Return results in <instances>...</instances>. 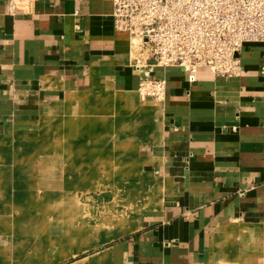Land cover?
Segmentation results:
<instances>
[{"label": "crops", "instance_id": "obj_1", "mask_svg": "<svg viewBox=\"0 0 264 264\" xmlns=\"http://www.w3.org/2000/svg\"><path fill=\"white\" fill-rule=\"evenodd\" d=\"M113 7L0 0V150L50 99L101 89L159 113L149 165L167 180L159 191L172 193L137 230L104 242L79 231L76 214H55L0 182V203L10 196L18 206L0 217V264H264V45H244L240 77L203 68L190 83L178 67L140 64L136 40L114 28ZM143 79L165 80L158 105L141 101Z\"/></svg>", "mask_w": 264, "mask_h": 264}, {"label": "rangeland", "instance_id": "obj_2", "mask_svg": "<svg viewBox=\"0 0 264 264\" xmlns=\"http://www.w3.org/2000/svg\"><path fill=\"white\" fill-rule=\"evenodd\" d=\"M134 45L146 65L147 54L139 41ZM158 114L101 89L58 95L33 122L17 124L7 150H0L6 153L0 157L2 187L11 182L14 194L30 191L55 214H76L79 231L112 241L126 228H137V220L172 193L159 191L158 182L167 180L149 165L161 128ZM17 156L27 157L24 165L31 168L13 165ZM9 200L5 196L0 203V217L17 211Z\"/></svg>", "mask_w": 264, "mask_h": 264}, {"label": "built area", "instance_id": "obj_3", "mask_svg": "<svg viewBox=\"0 0 264 264\" xmlns=\"http://www.w3.org/2000/svg\"><path fill=\"white\" fill-rule=\"evenodd\" d=\"M116 31L139 41L146 62L178 67L190 83L200 69L220 78L241 76L245 44L264 45V0H113ZM264 74V66L262 67ZM142 101H162L166 82L143 79Z\"/></svg>", "mask_w": 264, "mask_h": 264}, {"label": "bare ground", "instance_id": "obj_4", "mask_svg": "<svg viewBox=\"0 0 264 264\" xmlns=\"http://www.w3.org/2000/svg\"><path fill=\"white\" fill-rule=\"evenodd\" d=\"M132 40H135V39H132L131 38V41ZM137 41V40H136ZM146 59H147V55H146ZM147 63V62H146ZM157 66V65H156ZM159 67V66H158ZM138 221V220H137ZM135 224V223H134ZM137 228H138V226H137ZM137 228H126L125 230H123V231H121L117 236H115L112 240H115V239H117V238H119V237H121L122 235H126V234H130V233H132V232H134L135 230H137ZM111 241V240H110Z\"/></svg>", "mask_w": 264, "mask_h": 264}]
</instances>
